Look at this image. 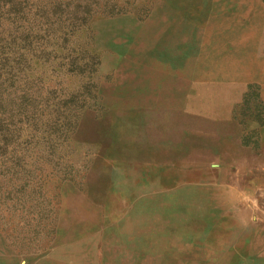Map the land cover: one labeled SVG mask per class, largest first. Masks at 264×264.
<instances>
[{
	"label": "rangeland",
	"instance_id": "1",
	"mask_svg": "<svg viewBox=\"0 0 264 264\" xmlns=\"http://www.w3.org/2000/svg\"><path fill=\"white\" fill-rule=\"evenodd\" d=\"M240 222L260 250L264 0H0V264H264Z\"/></svg>",
	"mask_w": 264,
	"mask_h": 264
},
{
	"label": "crops",
	"instance_id": "2",
	"mask_svg": "<svg viewBox=\"0 0 264 264\" xmlns=\"http://www.w3.org/2000/svg\"><path fill=\"white\" fill-rule=\"evenodd\" d=\"M242 212V211H241ZM243 212H247L246 210H243ZM241 223V222H240ZM244 223H241V227L243 228L240 233V241H237L236 236L238 234V232H235V237L233 239L228 240V242H233L235 244L236 252L235 251H227L225 254V257H233V258H241L244 260H247L246 257H251V261L254 260L256 261V263L259 260H264V245L259 248L260 250H258L257 248V236L256 234H254V236L250 237L246 231V229L249 227ZM237 226H238V222H237ZM236 226V228H238ZM261 233L260 235V239L262 240L261 243L264 242V232L258 231ZM236 238V239H235ZM256 239V240H255Z\"/></svg>",
	"mask_w": 264,
	"mask_h": 264
},
{
	"label": "bare ground",
	"instance_id": "3",
	"mask_svg": "<svg viewBox=\"0 0 264 264\" xmlns=\"http://www.w3.org/2000/svg\"><path fill=\"white\" fill-rule=\"evenodd\" d=\"M189 147H190V146H189ZM199 147H200V145H199ZM192 148H193V147H192ZM201 148H202V147H201ZM183 149H184V148H183ZM187 149H188V148H187ZM199 149H200V148H199ZM188 150H189V149H188ZM152 151H153V150H152ZM152 151H151V152H152ZM181 151H182V150H181ZM188 152H189V151H188ZM168 154H169V153H168ZM168 154H167V155H168ZM177 155H179V154H177ZM150 157H151V156H150ZM155 160H156V159H155ZM161 160H162V158H161ZM171 161H172V160H171Z\"/></svg>",
	"mask_w": 264,
	"mask_h": 264
}]
</instances>
